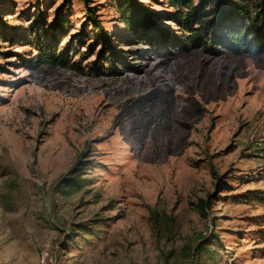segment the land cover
<instances>
[{
	"label": "rangeland",
	"instance_id": "374dc122",
	"mask_svg": "<svg viewBox=\"0 0 264 264\" xmlns=\"http://www.w3.org/2000/svg\"><path fill=\"white\" fill-rule=\"evenodd\" d=\"M88 5L116 68L82 0H0V264H264V51L169 54Z\"/></svg>",
	"mask_w": 264,
	"mask_h": 264
},
{
	"label": "trees",
	"instance_id": "16d2710c",
	"mask_svg": "<svg viewBox=\"0 0 264 264\" xmlns=\"http://www.w3.org/2000/svg\"><path fill=\"white\" fill-rule=\"evenodd\" d=\"M89 1L82 0V24L90 28L100 42L98 56L107 54L106 69L116 68L117 53L94 7L88 5ZM110 3L126 30L141 40L155 39L169 54L194 49L211 56L223 51L233 55H258L264 51V0H163L161 4L167 10L164 14H153L142 0H110ZM62 5L56 7L55 16L48 25L55 31L68 25L61 15ZM163 19L170 21L172 26L161 24ZM42 51L45 58L53 59V53L43 48ZM90 67L98 72L102 64L93 60ZM260 193H246L240 197L245 201H263ZM196 207L198 213L205 215V200H199Z\"/></svg>",
	"mask_w": 264,
	"mask_h": 264
}]
</instances>
